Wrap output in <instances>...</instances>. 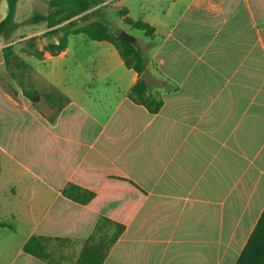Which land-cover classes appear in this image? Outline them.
Here are the masks:
<instances>
[{"label":"crops","instance_id":"obj_1","mask_svg":"<svg viewBox=\"0 0 264 264\" xmlns=\"http://www.w3.org/2000/svg\"><path fill=\"white\" fill-rule=\"evenodd\" d=\"M115 4L155 28L140 44L177 86L156 88L157 113L130 99L139 76L108 40L68 34L39 80L13 88L0 40V154L13 164L0 167V264H50L25 251L32 235L75 240L56 249L71 262L102 215L125 226L102 264H234L264 209V0ZM67 183L95 196L76 202Z\"/></svg>","mask_w":264,"mask_h":264},{"label":"trees","instance_id":"obj_2","mask_svg":"<svg viewBox=\"0 0 264 264\" xmlns=\"http://www.w3.org/2000/svg\"><path fill=\"white\" fill-rule=\"evenodd\" d=\"M18 1L6 0L7 11L0 20V35H9L20 26V23L14 18ZM103 1L50 0L49 10L46 14L36 12L26 23L38 24L45 22L48 27H53L92 9L94 6L100 5ZM123 20L133 28L144 32L150 38L155 34L154 26L141 18L132 19L126 15ZM75 32H85L94 39L108 40L117 47L126 66L132 68L139 76L131 87L128 96L135 103L143 105L150 113H157L164 103L160 92L156 88L171 91L177 87L159 71L156 63L147 57V50L150 49L151 43L142 45L129 41L120 36V30H117L112 35L106 32V25L104 24H99L96 28L82 27L70 33ZM67 36L61 38L59 43L51 48V52L55 53L63 49L66 45ZM9 49L10 46L3 47V53L6 58H10ZM52 90L56 91L54 88ZM36 93L37 91H33L28 93V95L33 97ZM60 97L62 103L68 101L64 95L60 94ZM56 107L59 108L58 106ZM62 193L79 203H88L95 196L93 191L74 183H67L62 189ZM0 225L4 226L6 224L1 222ZM124 228V224L115 222L106 216H100L92 234L88 238L79 241L82 244L81 249L77 258L71 262L62 263L56 254L57 248L66 247L76 242L69 238L32 235L26 241L24 249L50 264H102ZM234 264H264V209Z\"/></svg>","mask_w":264,"mask_h":264},{"label":"rangeland","instance_id":"obj_3","mask_svg":"<svg viewBox=\"0 0 264 264\" xmlns=\"http://www.w3.org/2000/svg\"><path fill=\"white\" fill-rule=\"evenodd\" d=\"M50 0H19L16 6L15 20L20 26L9 35H1L0 40L10 46V68L1 71V80L5 86L13 88L20 83L27 86L30 80H39L37 72V62L44 57L45 51H51V48L58 44L61 38H65L70 32L79 28H96L99 24L106 25V32L114 35L117 30L124 31L134 37V42L140 43L146 40L144 32L133 28L126 23L123 18L126 16V10L121 6L114 5V0H104L100 5L64 21L53 27H48L45 22L38 24H27L26 21L36 12L46 14L49 10ZM116 3V1H115ZM7 7L5 8V14ZM3 10L0 0V19ZM137 9L132 8L131 17L137 19ZM150 51L147 52L149 55ZM47 94V93H44ZM60 103V102H59ZM12 170L13 164L7 158L0 154V167ZM21 178L17 176L14 181ZM10 180L0 175V190L7 185ZM2 196L0 194V200ZM79 246L73 245L70 249L72 255H77Z\"/></svg>","mask_w":264,"mask_h":264},{"label":"water","instance_id":"obj_4","mask_svg":"<svg viewBox=\"0 0 264 264\" xmlns=\"http://www.w3.org/2000/svg\"><path fill=\"white\" fill-rule=\"evenodd\" d=\"M120 36L124 37L125 39L129 40V41H134V38L132 35H129L128 33L121 31L120 32Z\"/></svg>","mask_w":264,"mask_h":264}]
</instances>
